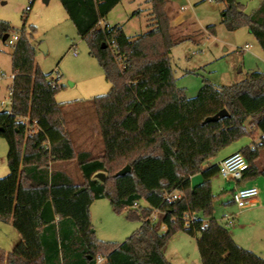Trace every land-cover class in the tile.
Returning a JSON list of instances; mask_svg holds the SVG:
<instances>
[{"label":"trees","instance_id":"obj_1","mask_svg":"<svg viewBox=\"0 0 264 264\" xmlns=\"http://www.w3.org/2000/svg\"><path fill=\"white\" fill-rule=\"evenodd\" d=\"M60 1L111 83L107 94L91 99L104 150L100 155L76 150L65 129L68 102L56 100L61 77L53 85L36 63L35 30L26 28V19L20 29L0 19V39L20 32L12 54V111H0L9 166L0 177V220L12 222L21 236L10 251L0 248V264H97L100 257L105 258L102 264H173L164 250L179 231L197 238L202 264H264V257L240 246L214 216L212 179L220 165L209 161L240 138L255 139L260 133L240 149L249 163L240 181L264 178L259 163L264 71H252L230 85L206 81L196 96L188 97L175 84L171 52L178 41L167 0H148L149 29L137 37L120 24L100 25L122 0ZM217 1L225 4L222 23L232 31L248 27L264 50V0L251 13L238 0ZM207 29L215 32V25ZM222 109L229 114L206 121ZM23 116L37 119L41 129L27 134ZM70 162L81 180L64 167ZM126 165L130 171L118 174ZM99 172L106 174L104 181L96 177ZM197 174L202 181L193 184ZM102 198L116 212L126 211L128 219L141 222L125 241L96 236L91 205ZM187 214L197 215L189 226Z\"/></svg>","mask_w":264,"mask_h":264},{"label":"rangeland","instance_id":"obj_2","mask_svg":"<svg viewBox=\"0 0 264 264\" xmlns=\"http://www.w3.org/2000/svg\"><path fill=\"white\" fill-rule=\"evenodd\" d=\"M169 1L178 8L184 6L181 11L191 23L189 28L206 30L209 25H215V33L206 31L204 34L197 31L186 33L184 30L172 32L178 41L171 52L175 84L183 88L188 97L196 96L206 81L217 86L230 85L245 79L252 71H264V56L258 53L261 46L248 27L242 26L232 31L222 23V11L225 7L223 2L191 0L194 3L187 5L190 0ZM238 1L244 5L247 13H251L259 6L258 0ZM28 5H31L29 11L26 10ZM128 8L124 9L123 6L116 8L109 16L111 24L125 22L128 18ZM0 19L9 21L16 29H20L26 19V28L30 31L35 30L32 42L36 47V63L44 73L50 74L51 78L55 77L57 72L61 76L56 100L60 103L68 102L63 108L65 129L69 131L76 150H88L93 155L102 154L104 144L99 117L91 99L107 94L111 89V83L106 80L98 60L90 54L87 40L78 35L76 26L70 20L61 1L51 0L46 3L44 0H35L31 3V0H0ZM147 23V15H141L128 23L126 31L130 35L145 32L148 30ZM43 44L45 49L41 47ZM74 46L77 50L76 55ZM13 52L14 46L8 40L4 42L0 39V111L10 107L8 85L12 82ZM1 73L5 76L2 77ZM3 100L7 101L5 105H2ZM7 153L8 143L0 136V177L9 173ZM259 163L264 164V148ZM70 170L76 180H81L75 163L71 165ZM200 177L202 181V176ZM226 182L228 181L221 174L212 180L215 195L214 216L232 230L241 221V212L247 210L240 211L237 208L231 194L234 183ZM225 183L228 187L223 189ZM226 216L232 217L229 220L232 223L226 220ZM91 220L96 236L104 241L123 242L141 226L139 220L128 219L126 211L116 212L106 198L97 199L91 205ZM262 229L263 220L255 226L248 225L245 232L250 236L257 233L260 238L264 234ZM160 231L164 232V227ZM175 234L167 243L168 253L179 251L176 253L177 257H174L180 260V264H201L197 238L184 231ZM18 235L12 224L0 222V248L11 250L17 242Z\"/></svg>","mask_w":264,"mask_h":264},{"label":"crops","instance_id":"obj_3","mask_svg":"<svg viewBox=\"0 0 264 264\" xmlns=\"http://www.w3.org/2000/svg\"><path fill=\"white\" fill-rule=\"evenodd\" d=\"M51 0H48V2H50ZM189 1V0H188ZM211 1V0H210ZM263 0H258L257 5H259ZM46 2V1H45ZM46 2V3H48ZM194 2H192L191 0L189 1V3H187V5L189 4H193ZM119 6H123L124 9H126V7H130L127 9V20L125 22H117L116 24H120L123 26L125 32L127 35L131 36V37H137L138 35L144 33V32H140L137 33L135 35H130L127 31H126V26L128 25V23L133 22L137 17L146 14L147 15V29L148 28V24L150 23V19H151V4L148 2V0H122L119 4H117L112 11L109 13V15L107 16L106 19L102 20L100 22V25L102 27L106 26V25H112L111 24V20L109 19V16L111 15V13L118 8ZM131 9H135V10H131ZM181 9H184V6H182L181 8H178L177 5H174L173 3H171L169 0H167V6H166V10L168 12V14L171 17V24H172V32H177V31H181L184 30V32L186 31V33H192V32H202L204 34V32H208V33H215V32H211L209 29H195V28H189V25L191 24L190 22H188L189 20L186 19V14L184 12L181 11ZM136 10H141L138 14H136L135 16H133V13ZM66 11V10H65ZM129 11H133V12H129ZM68 15V14H67ZM115 25V24H114ZM189 29V30H188ZM147 31V30H146ZM35 45V44H34ZM41 47L43 49H45V44L41 45ZM262 49V47H261ZM261 49H258V53L262 56H264V50L261 51ZM263 52V53H262ZM76 55V54H75ZM264 62V61H263ZM9 87V85H8ZM260 136V133H258L257 137L255 139H253L252 137H245L244 139H240L236 142H233L232 144L228 145L227 147L221 149L214 157H212L209 161L210 163H220L222 159H224L226 156H228L229 154L240 150L242 147L246 146V145H250L253 141L258 140ZM262 153V151H261ZM261 158V157H260ZM75 162H73L72 164H67L64 167L67 168V170L74 174L72 172V170H70L71 165H73ZM261 165H264L262 163H260ZM78 175L80 176V173L78 172ZM215 178V177H214ZM214 178L212 180H214ZM226 180V179H225ZM198 181H201V177L200 174H197L195 176L192 177V183H198ZM228 181V180H226ZM226 183H231V181H228ZM223 184V189H226L228 186L227 184ZM234 183V182H233ZM239 186H256L259 189V195L252 199V201L250 202V204L244 208L247 211H243L244 209H238L241 212V221L235 225L232 230H231V234L234 238V240L242 247L253 250L254 252H256L257 254L261 255L262 257H264V234L262 236H260V238L257 236V233H254L250 236L249 233H246L245 230L247 229L248 225H256L258 222L262 223V220L264 221V179L263 177H258L255 179H249V180H242L239 181ZM232 188V191L234 189V185ZM233 192H231L232 194ZM96 201V200H95ZM94 201V202H95ZM94 202L92 203V205L94 204ZM235 216V215H232ZM256 217H259L261 219H258ZM246 218V219H245ZM0 222L8 225V224H12V222H4L1 221ZM232 223V222H231ZM13 226V225H12ZM165 229V226H163ZM264 229H262L263 232ZM19 234V233H18ZM177 234V233H176ZM175 234V235H176ZM21 239L20 234L18 235V237L16 238V241H19ZM10 251V250H8ZM165 255L166 257L173 263V264H180V260L177 259L176 257V253H179V251L176 252H172V253H168V247L166 245L165 247ZM176 256V257H174ZM202 264V262H201Z\"/></svg>","mask_w":264,"mask_h":264},{"label":"built area","instance_id":"obj_4","mask_svg":"<svg viewBox=\"0 0 264 264\" xmlns=\"http://www.w3.org/2000/svg\"><path fill=\"white\" fill-rule=\"evenodd\" d=\"M32 3V0H31ZM31 9V5H28L26 7V10L29 11ZM20 37V32H13L9 37L7 38L8 42L15 46L19 40ZM246 48H248V45H246ZM74 54H77L76 46H74ZM1 76H5L4 73H1ZM60 74L57 72V75L55 77H52V83L53 85L57 84V80L60 78ZM1 79V78H0ZM11 79L12 82L8 87L9 94L11 96V102H10V107L9 110L10 112L12 111V95H13V82L15 79V73L12 72L11 74ZM7 101L3 100L2 105H5ZM27 126V134H34L38 132L41 128L39 126V123L37 119L31 120L27 116H23L20 118ZM220 165V172L226 180L234 182V189L232 193V199L236 206L241 210L246 208L252 199L256 198L259 195V189L256 186H239V181L243 178L245 171L249 168V163L244 156V154L240 151L237 150L228 156H226L224 159L221 160L219 163ZM232 217L231 216H226V220H230ZM152 219L154 221H157L158 219V213H154L152 216ZM186 219V225L189 226L190 223L197 219V215L195 214H187L185 216ZM231 223V221H229ZM205 227V223L202 225V228ZM105 258L100 257L97 260V264H102L104 262Z\"/></svg>","mask_w":264,"mask_h":264},{"label":"water","instance_id":"obj_5","mask_svg":"<svg viewBox=\"0 0 264 264\" xmlns=\"http://www.w3.org/2000/svg\"><path fill=\"white\" fill-rule=\"evenodd\" d=\"M46 2H48V0H44ZM9 37V34H5L2 38L3 41L7 40V38ZM105 46V45H103ZM229 113L227 111V109H222L219 112H217L215 115L213 116H209L206 118V121H217L221 118H223L224 116H227ZM2 130V128L0 129ZM131 166L130 165H126L125 167H123L118 174H125L126 172L130 171ZM96 177L99 178L100 180L104 181L106 178V174L104 172H99L96 174Z\"/></svg>","mask_w":264,"mask_h":264}]
</instances>
